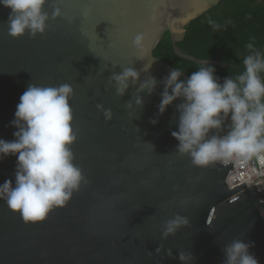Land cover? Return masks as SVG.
Segmentation results:
<instances>
[{"label":"water","instance_id":"water-1","mask_svg":"<svg viewBox=\"0 0 264 264\" xmlns=\"http://www.w3.org/2000/svg\"><path fill=\"white\" fill-rule=\"evenodd\" d=\"M219 1L48 0L44 10L51 16L56 5L61 17L49 20L45 34L35 39L11 38L10 10L0 6V139H14L11 122L30 84L68 83L77 136L71 149L87 179L63 208L37 223L24 222L0 199V264H223L222 248L234 239L250 242L264 264V194L245 184L229 186L231 162L198 168L175 151L178 141L171 133L178 131L181 101L158 112L160 82L174 69L153 55L165 32L178 57L226 65L177 47L186 26ZM142 33L148 53L140 61L133 40ZM127 67L140 73L141 82L148 76L157 80L151 96L138 93L139 84L116 95L110 78ZM137 95L143 99L140 109L134 106ZM97 105L110 109L112 119ZM224 134L222 129L219 135ZM16 165V156L0 161V184L9 179L14 184ZM177 214L190 224L162 239V226ZM181 251L190 252L193 261L181 262Z\"/></svg>","mask_w":264,"mask_h":264},{"label":"clouds","instance_id":"clouds-1","mask_svg":"<svg viewBox=\"0 0 264 264\" xmlns=\"http://www.w3.org/2000/svg\"><path fill=\"white\" fill-rule=\"evenodd\" d=\"M48 0H0V6L9 9L8 35L19 39L27 35L35 39L45 34L49 20L61 17V10L53 6L51 16L44 10ZM209 25L218 31L221 25L209 19ZM227 23H230L228 21ZM137 60L143 61L148 53L144 34L133 40ZM249 54L243 59L244 71L234 78L228 76L222 81L215 75L216 69L202 62L198 70L185 80L179 68L170 70L160 82L163 86L159 115L176 101L179 113L178 131L172 136L178 141L176 152L188 156L194 167L209 165L233 159L241 163L255 157L264 163V53L247 45ZM147 65L144 71H148ZM110 83L116 87V95L123 97L130 85H137L138 93L149 96L158 87L157 80L148 76L140 81V73L134 67L123 68L113 73ZM74 90L68 83L59 86H38L30 84L21 95L11 122L14 139H0V161L16 156L17 165L14 184L11 179L0 184V199L8 208L19 213L26 223L44 221L56 208H63L78 191L87 184L83 171L74 163L71 145L77 139L73 131V113L69 99ZM136 109L143 107V99L137 95ZM106 120L112 119V111L97 105ZM126 108L131 111L133 103ZM225 121H229L227 134L219 135ZM158 120L151 121L155 125ZM139 130V129H138ZM152 145V144H151ZM153 150L154 146L152 145ZM190 224L187 217L177 214L165 221L161 229L162 239L173 236L181 227ZM253 245L243 239H234L223 248V264H259L250 251ZM162 250V246L156 249ZM171 255V250H168ZM181 262L193 261L190 252H179Z\"/></svg>","mask_w":264,"mask_h":264},{"label":"trees","instance_id":"trees-1","mask_svg":"<svg viewBox=\"0 0 264 264\" xmlns=\"http://www.w3.org/2000/svg\"><path fill=\"white\" fill-rule=\"evenodd\" d=\"M209 19L218 22L221 28L214 31ZM249 43L264 53V0H220L186 26L177 47L194 58L225 63L222 67L212 65L216 69L215 75L222 81L244 71L243 59L249 54ZM153 55L179 68L187 77L200 66L174 53L168 32L157 43ZM261 76L264 78V73ZM229 123L225 121L223 126L225 134L229 131Z\"/></svg>","mask_w":264,"mask_h":264},{"label":"built area","instance_id":"built-area-1","mask_svg":"<svg viewBox=\"0 0 264 264\" xmlns=\"http://www.w3.org/2000/svg\"><path fill=\"white\" fill-rule=\"evenodd\" d=\"M232 163V170H229L226 176V182L229 186H238L245 184L247 187H255L264 194V163H261L255 157L241 163L233 159L226 164ZM264 206V199L262 200ZM264 218V210L260 209Z\"/></svg>","mask_w":264,"mask_h":264}]
</instances>
